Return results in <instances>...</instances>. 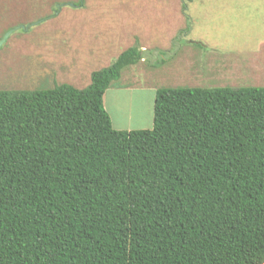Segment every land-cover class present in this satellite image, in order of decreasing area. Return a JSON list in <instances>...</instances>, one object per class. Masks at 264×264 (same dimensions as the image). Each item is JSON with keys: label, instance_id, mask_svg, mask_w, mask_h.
Wrapping results in <instances>:
<instances>
[{"label": "trees", "instance_id": "trees-1", "mask_svg": "<svg viewBox=\"0 0 264 264\" xmlns=\"http://www.w3.org/2000/svg\"><path fill=\"white\" fill-rule=\"evenodd\" d=\"M143 58L0 90V264L264 263V87H156L117 129L105 94Z\"/></svg>", "mask_w": 264, "mask_h": 264}, {"label": "rangeland", "instance_id": "rangeland-1", "mask_svg": "<svg viewBox=\"0 0 264 264\" xmlns=\"http://www.w3.org/2000/svg\"><path fill=\"white\" fill-rule=\"evenodd\" d=\"M77 1L0 0V39L42 20L0 45V90L86 87L135 44L144 58L104 97L117 129L140 127L139 103L153 101L154 91L136 95L132 85L264 87V0H188L187 10L186 0Z\"/></svg>", "mask_w": 264, "mask_h": 264}, {"label": "crops", "instance_id": "crops-1", "mask_svg": "<svg viewBox=\"0 0 264 264\" xmlns=\"http://www.w3.org/2000/svg\"><path fill=\"white\" fill-rule=\"evenodd\" d=\"M113 90L114 89V87H112V88H109V90ZM155 89L156 88H147L146 90H142V89H139V88H137L135 85H132V87H129L128 88V92L129 93H132L133 91H135L136 92V95L137 94H140V93H143V92H145V91H154L155 92ZM107 93V92H106ZM106 96H107V94H105ZM105 96V97H106ZM154 96H155V93H154V95H153V98H154ZM105 102H106V100H105ZM153 102V101H152ZM152 102H149L148 104L147 103H145L144 101H141L140 103H139V106L141 107V109H142V113H141V122H143L142 123V125L141 126H150L151 124H152V121H153V114H154V112H153V104H152ZM105 106H106V103H105ZM107 108V107H106ZM116 109H117V107H116ZM115 109V110H116ZM108 110V109H107ZM109 111V110H108ZM264 264V263H263Z\"/></svg>", "mask_w": 264, "mask_h": 264}, {"label": "water", "instance_id": "water-1", "mask_svg": "<svg viewBox=\"0 0 264 264\" xmlns=\"http://www.w3.org/2000/svg\"><path fill=\"white\" fill-rule=\"evenodd\" d=\"M70 5H73L72 3H69ZM60 10V8H58V10H57V12ZM56 12V13H57ZM55 13V14H56ZM44 19H47V18H44ZM42 20H38V21H36V22H34V23H30V24H27V25H18V26H16V27H13V28H11L10 30H8L6 33H5V35L3 36V38H1L0 39V45L3 43V42H5V40L9 37V35L14 31V30H16V29H18V28H22V29H24V30H26V29H28L32 24H37V23H39V22H41Z\"/></svg>", "mask_w": 264, "mask_h": 264}, {"label": "clouds", "instance_id": "clouds-1", "mask_svg": "<svg viewBox=\"0 0 264 264\" xmlns=\"http://www.w3.org/2000/svg\"><path fill=\"white\" fill-rule=\"evenodd\" d=\"M74 5V4H73Z\"/></svg>", "mask_w": 264, "mask_h": 264}]
</instances>
